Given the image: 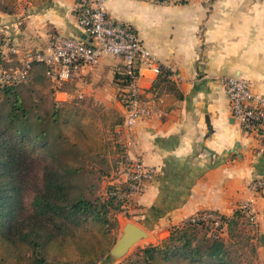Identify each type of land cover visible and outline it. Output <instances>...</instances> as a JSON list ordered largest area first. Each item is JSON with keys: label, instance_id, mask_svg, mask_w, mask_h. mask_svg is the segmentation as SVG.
<instances>
[{"label": "crops", "instance_id": "1", "mask_svg": "<svg viewBox=\"0 0 264 264\" xmlns=\"http://www.w3.org/2000/svg\"><path fill=\"white\" fill-rule=\"evenodd\" d=\"M107 10L114 20L133 25L158 64L172 73L156 85L158 76L143 64L139 85L153 115L121 136L122 141H133L130 148L119 141L125 110L116 57H105L64 84L93 111L120 116L115 145L125 157L141 156L156 171L145 193L122 208L125 219L159 244L202 211L230 218L241 204L253 200L259 263L264 264V190L251 194L247 189L251 181L264 180V132L253 136L241 128L220 83L222 77L238 76L250 83L254 94L264 96V0H186L171 5L109 0ZM54 36L85 40L75 0H51L39 8L22 4L14 14L0 10L1 67L21 70L25 54L46 50ZM7 42L18 54L8 52ZM172 85L183 99L162 112L157 101H164L162 95L168 96Z\"/></svg>", "mask_w": 264, "mask_h": 264}, {"label": "trees", "instance_id": "2", "mask_svg": "<svg viewBox=\"0 0 264 264\" xmlns=\"http://www.w3.org/2000/svg\"><path fill=\"white\" fill-rule=\"evenodd\" d=\"M49 2L0 0V10L14 14L22 4L39 8ZM34 66L44 67L51 82L40 63L33 65L28 79ZM170 76L172 73L160 66L156 85ZM18 84L0 83V264H99L116 244V223L109 216L121 212L119 195L126 192V185L110 188L104 199L74 197L71 173L66 163H61L64 146L50 143L49 130L34 132ZM169 92L162 95L163 102L157 101L162 112L171 111L175 102L183 99L174 85ZM69 108H54L53 123L67 126L75 120L77 115ZM67 133L71 146L83 151V156L104 154L105 139L90 116ZM61 137L59 143L67 139L65 134ZM225 222L229 245L215 238L198 240L200 226L188 224L175 227L161 244L141 249L135 260L122 264H242L233 240L242 226L252 232L250 219L236 210Z\"/></svg>", "mask_w": 264, "mask_h": 264}, {"label": "built area", "instance_id": "3", "mask_svg": "<svg viewBox=\"0 0 264 264\" xmlns=\"http://www.w3.org/2000/svg\"><path fill=\"white\" fill-rule=\"evenodd\" d=\"M148 1L158 5H171L186 0ZM108 2L109 0H75L85 40L66 36L52 37L46 50L25 54L21 70L7 72L0 64V83L13 85L26 82L33 65L40 63L46 67V75L55 88L60 89L79 71L99 65L105 57H116L121 64L119 97L125 110L124 124L118 131L120 141L121 136L130 133L139 122L148 120L153 115L152 104L145 97L139 79L143 64L157 76L160 74V65L145 47L133 25L120 23L110 16ZM6 48L9 53L18 54L16 47L10 42L6 43ZM1 55L0 52V57ZM220 79L232 115L241 128L249 135H263L264 96L254 94L250 83L238 76ZM122 142L126 148L133 145V141L128 138ZM125 160L129 167V177L125 183L126 192L119 195L123 201V209L128 207L133 196L144 194L147 185L156 176V171L148 167L141 156H126ZM247 189L251 194H257L264 190V180L251 181ZM238 210L248 216L252 223L258 224L253 200L241 204ZM187 224L208 228L210 236L215 239H218L223 228L227 229L225 217L215 211H202L190 217Z\"/></svg>", "mask_w": 264, "mask_h": 264}, {"label": "rangeland", "instance_id": "4", "mask_svg": "<svg viewBox=\"0 0 264 264\" xmlns=\"http://www.w3.org/2000/svg\"><path fill=\"white\" fill-rule=\"evenodd\" d=\"M2 69L6 71L8 67L5 65V67L2 66ZM17 87L29 109L34 132L38 130H49L51 133L50 143L57 142L59 147L64 146L65 150L61 163L63 164L65 162L67 169L69 168L71 173L70 183L74 188V197L83 195L89 199H104L109 197L108 192L110 188L115 186L119 188L125 185L129 177V167L122 149L118 145H115L113 141L115 129L122 121L120 116H117L116 113L113 116L106 113L103 114L101 110L93 111L91 109L92 107L86 106L80 94L74 93L67 84L61 89L55 88L54 84L46 79L45 69L42 66H34L29 79L26 82L18 84ZM58 92L72 94V97L59 95ZM68 106L70 107L69 110L71 109L77 115L75 120L72 118L67 126L53 123L51 117L54 111L53 109L68 108ZM87 116H90L94 120L105 139V152L102 156H97L92 153L83 156V151L72 147L70 144L71 140L67 129H74L75 125L83 122ZM62 134H65L67 139L59 143V138H62ZM124 212L122 209L121 212L112 213L109 216L113 219V223H116L115 229L113 230L116 242L121 234L122 227L126 223H133L130 219H125ZM250 223L252 224V232L247 233L245 230L246 226H242V231L237 234L233 241L237 242L235 247L240 249L238 254L242 255V264H260L257 246L259 227L258 224L252 223L251 221ZM184 225L188 226L187 222ZM183 226L179 227L183 228ZM209 232V229L206 227L200 226L197 228L196 234L198 240L204 238L213 240L214 237H211ZM168 237L163 239L159 244ZM229 238L228 229L223 228L219 233L218 239L228 244ZM159 244H155L150 238L148 241L147 239L143 240L133 246L129 253L121 259V262L119 261L117 264L135 260L141 249L150 245ZM70 257L72 260L76 259L75 256ZM99 264L102 263L99 262Z\"/></svg>", "mask_w": 264, "mask_h": 264}, {"label": "water", "instance_id": "5", "mask_svg": "<svg viewBox=\"0 0 264 264\" xmlns=\"http://www.w3.org/2000/svg\"><path fill=\"white\" fill-rule=\"evenodd\" d=\"M122 228L116 244L101 262L102 264H117L119 261L121 262V259L129 253L133 246L149 239L148 233L133 223H126Z\"/></svg>", "mask_w": 264, "mask_h": 264}]
</instances>
